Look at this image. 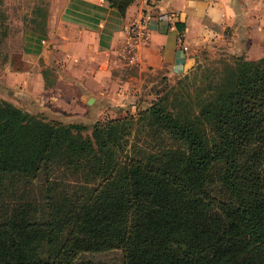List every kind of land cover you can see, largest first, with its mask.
I'll use <instances>...</instances> for the list:
<instances>
[{"label":"trees","instance_id":"obj_1","mask_svg":"<svg viewBox=\"0 0 264 264\" xmlns=\"http://www.w3.org/2000/svg\"><path fill=\"white\" fill-rule=\"evenodd\" d=\"M108 1L124 15L134 0ZM225 75L200 114L213 139L153 104L137 122L184 150L134 144L130 156L121 140L134 117L98 121L90 135L0 98V175L43 176L46 188L0 221V264H73L111 249L126 264H264V58L238 57ZM216 166L219 196L208 187ZM56 173L87 192L58 199Z\"/></svg>","mask_w":264,"mask_h":264},{"label":"crops","instance_id":"obj_2","mask_svg":"<svg viewBox=\"0 0 264 264\" xmlns=\"http://www.w3.org/2000/svg\"><path fill=\"white\" fill-rule=\"evenodd\" d=\"M48 10L44 30L25 34L26 60L0 65V98L66 123L105 118L112 62L134 53L176 72L203 44L264 58V0H134L124 15L108 0H51Z\"/></svg>","mask_w":264,"mask_h":264},{"label":"rangeland","instance_id":"obj_3","mask_svg":"<svg viewBox=\"0 0 264 264\" xmlns=\"http://www.w3.org/2000/svg\"><path fill=\"white\" fill-rule=\"evenodd\" d=\"M50 2L51 0H0V65L26 60L23 50L25 34L30 30H44ZM195 56L196 64L186 72L172 71L159 57L152 56L144 61L135 53L112 62L110 74L116 82L114 102H111L105 118L99 122L130 117L136 119L129 123L130 134L121 140L125 146V155H132L134 144L137 145V149L142 148L147 152L155 147L184 150L183 144L165 129L150 127L145 121L137 122L139 115L153 104L160 105L165 111L171 112L183 121L195 123L205 137L213 139L210 122L205 117H200L201 110L207 105L205 101L212 98L216 87L226 76L227 66L236 63L238 56H233L223 51L221 47L216 48L211 44L200 45ZM38 114L46 115L47 120L57 121L46 113ZM86 126L87 130L84 133L91 135L94 123ZM125 139L127 142H124ZM212 170L208 174L211 180L208 187L213 195L219 196L222 192V185L217 179L219 167H213ZM53 176L54 180H58L55 184L58 186L56 190L58 199L62 192L70 195L87 192L84 188L87 186L81 183L80 178L66 177L59 173ZM64 183L67 184L63 185ZM45 191L43 176L37 181L35 179L28 181L13 175H0V221L10 216L14 209L20 208V204L26 200L34 204L35 200L42 202ZM73 264H126V262L122 249H111L84 252Z\"/></svg>","mask_w":264,"mask_h":264}]
</instances>
